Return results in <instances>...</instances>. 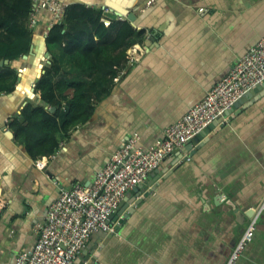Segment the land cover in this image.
Returning <instances> with one entry per match:
<instances>
[{"label":"crops","instance_id":"0c3cea01","mask_svg":"<svg viewBox=\"0 0 264 264\" xmlns=\"http://www.w3.org/2000/svg\"><path fill=\"white\" fill-rule=\"evenodd\" d=\"M58 1L106 6L109 18L130 21L145 37L128 48L107 92L92 100L89 119L59 133L53 154L33 158L9 124L38 102L33 88L39 63L48 64L51 26L48 11L39 15L32 58L11 63L15 90L0 91V264H16L33 248L62 188L91 185L135 132L138 144L155 143L264 36V0ZM64 59L69 73L83 63ZM159 170L126 193L109 217L113 232L94 233L75 264H226L264 201V85L198 144L165 157ZM237 264H264V212Z\"/></svg>","mask_w":264,"mask_h":264},{"label":"built area","instance_id":"2783aa9c","mask_svg":"<svg viewBox=\"0 0 264 264\" xmlns=\"http://www.w3.org/2000/svg\"><path fill=\"white\" fill-rule=\"evenodd\" d=\"M65 7L58 0H33L30 26L36 27L43 11L50 13L52 26L63 19ZM103 9L109 12L108 7ZM103 20L107 25L111 22L107 18ZM263 81L264 36L202 101L169 125L155 143L148 147L138 144L140 133L135 132L97 172L91 185L76 183L62 188L58 198L49 205L35 245L22 250L17 255L16 264H73L94 233L113 232L109 217L119 208L130 189L143 183L152 171L159 168L165 157L176 151L185 152L186 144L194 135L223 116L235 101ZM221 200L224 201L225 196ZM263 212L264 201L250 217L226 264H237L253 240Z\"/></svg>","mask_w":264,"mask_h":264},{"label":"trees","instance_id":"16d2710c","mask_svg":"<svg viewBox=\"0 0 264 264\" xmlns=\"http://www.w3.org/2000/svg\"><path fill=\"white\" fill-rule=\"evenodd\" d=\"M33 0H0V61L11 63L32 58L35 27L30 26ZM109 19V25L103 19ZM44 35L50 63L35 85L37 104L28 102L20 116L10 121L15 138L33 158L50 156L60 145L59 133L86 122L93 109L92 100L111 87L117 73L126 65L127 50L142 42L143 30L128 20H113L102 7L76 3L65 7L63 19ZM62 49L59 56L53 53ZM82 59L75 73L63 70L65 56ZM69 62V61H68ZM38 67V66H37ZM40 70V69H38ZM89 78L80 79L83 72ZM18 72L12 65H0V91L12 92ZM51 108H55L53 111ZM0 202V210L2 209Z\"/></svg>","mask_w":264,"mask_h":264},{"label":"water","instance_id":"95a60500","mask_svg":"<svg viewBox=\"0 0 264 264\" xmlns=\"http://www.w3.org/2000/svg\"><path fill=\"white\" fill-rule=\"evenodd\" d=\"M129 19L131 20H135L134 18V15H130L128 17ZM150 39H153V37H150ZM34 48L33 46H31V51L30 53L33 54V49ZM46 57L48 58V63L50 62L49 60V57H50V54L49 52H46ZM24 58H28V55H24ZM11 65L10 64V61L8 59H2L0 61V65ZM44 64L42 63H39V68L41 69L40 72H38L36 74V79H35V83H34V88L33 90L35 89V85L36 83L40 80V77L42 76V74L44 73ZM262 85H264V81L262 83ZM261 84L259 85H256L255 87L249 89L243 96H241L237 101L234 102V104L224 112L223 116L219 117L217 120L213 121L212 123H210L209 125H207L206 127H204L200 132H198L196 135H194L189 141H188V145L189 147L193 146L194 144H198L200 142V140L205 137L207 135L208 132H210L215 126H216V123H221L223 121V119L226 117V116H229L230 114H232L237 108H239L242 103L250 96H252L255 91H257L259 88H260ZM51 110L53 111L54 108H51ZM200 145H198L199 147ZM189 150V149H188ZM154 171H160L159 168L155 169ZM144 185H147V182H144ZM136 189L138 188L137 186L135 187ZM98 233H103V234H106L105 232H102V231H99ZM88 243L85 244V246H87ZM92 260H95L93 261L96 262V258L93 257ZM92 263V262H91ZM75 264V263H73Z\"/></svg>","mask_w":264,"mask_h":264}]
</instances>
